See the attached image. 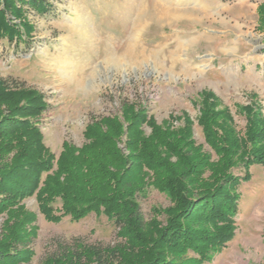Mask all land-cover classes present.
I'll return each mask as SVG.
<instances>
[{"label":"rangeland","instance_id":"obj_1","mask_svg":"<svg viewBox=\"0 0 264 264\" xmlns=\"http://www.w3.org/2000/svg\"><path fill=\"white\" fill-rule=\"evenodd\" d=\"M46 1L51 7L44 14L25 6L33 30L29 37L23 33V42L0 38V79L45 95L48 109L40 127L56 156L65 141L82 147L87 124L122 115L124 103L143 104L158 125L167 121L179 129L190 119L193 138L212 160L218 157L198 126L202 91L218 98L217 108L232 116L239 137L247 124L242 107L253 106L264 117V33L257 12L264 0ZM250 172L252 178L239 188L235 237L207 264H264V165L251 166ZM236 174L242 175L239 169ZM148 187L139 202L151 220L156 208L171 201ZM24 204L38 217L32 264L75 239L121 241L105 215L91 213L78 222L66 216L54 223L40 214L35 196ZM53 206L61 208V201ZM3 220L0 216V227Z\"/></svg>","mask_w":264,"mask_h":264},{"label":"trees","instance_id":"obj_2","mask_svg":"<svg viewBox=\"0 0 264 264\" xmlns=\"http://www.w3.org/2000/svg\"><path fill=\"white\" fill-rule=\"evenodd\" d=\"M26 5L40 14L51 7L46 0H0V38L23 42V33L30 36ZM257 12L264 33V2ZM199 96L198 126L217 160L193 138L190 119L179 129L167 121L158 125L137 103H124L122 115L93 119L84 131L87 142L76 147L65 141L56 156L40 127L45 95L0 79V264H32L38 217L24 204L32 196L49 222L105 215L121 240L101 245L75 239L40 264L211 262L235 237L240 186L252 178L251 166L264 165V117L253 106L242 107L247 124L239 137L232 116L217 108L218 98L209 91ZM148 186L171 201L151 220L139 202ZM57 200L61 208H54Z\"/></svg>","mask_w":264,"mask_h":264}]
</instances>
